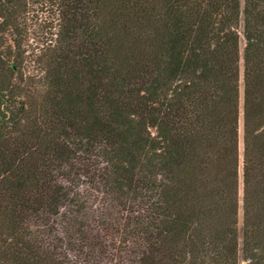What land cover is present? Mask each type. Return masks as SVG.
<instances>
[{
	"label": "trees",
	"instance_id": "trees-1",
	"mask_svg": "<svg viewBox=\"0 0 264 264\" xmlns=\"http://www.w3.org/2000/svg\"><path fill=\"white\" fill-rule=\"evenodd\" d=\"M241 258L264 264V0H0V264Z\"/></svg>",
	"mask_w": 264,
	"mask_h": 264
},
{
	"label": "rangeland",
	"instance_id": "rangeland-1",
	"mask_svg": "<svg viewBox=\"0 0 264 264\" xmlns=\"http://www.w3.org/2000/svg\"><path fill=\"white\" fill-rule=\"evenodd\" d=\"M241 44H240V51H241V62H240V71H241V79H240V92H241V106H240V127H239V147H240V183H239V197H240V209L238 215L239 221V231H240V241H242V231H243V170H242V161H243V152H244V122H243V94H244V81H243V72H244V65H243V53L245 47V40L243 34L241 33ZM39 45L33 40L26 41L22 46V50L24 53V58L30 61L33 57V51L38 50ZM238 264H245V261L241 258Z\"/></svg>",
	"mask_w": 264,
	"mask_h": 264
}]
</instances>
